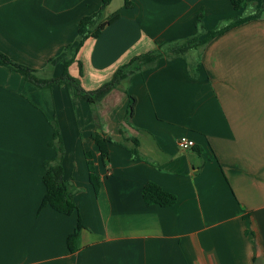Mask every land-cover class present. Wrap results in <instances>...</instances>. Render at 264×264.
<instances>
[{"label": "crops", "instance_id": "1", "mask_svg": "<svg viewBox=\"0 0 264 264\" xmlns=\"http://www.w3.org/2000/svg\"><path fill=\"white\" fill-rule=\"evenodd\" d=\"M133 1L127 8L112 0L105 19H118L76 53L79 22L101 0H0V51L41 78L61 75L73 59L71 74L93 90L132 56L195 35L200 9L207 30L263 12L191 51L193 68L183 57L162 58L134 76L132 124L125 86L92 113L65 87L39 89L0 64V264H264V0L239 10L231 0ZM52 118L75 187L78 210L69 215L41 206L45 161L59 156ZM95 132L116 141L106 159ZM181 136L195 146L181 149ZM132 137L140 158L129 150ZM148 181L175 193L176 203L147 205Z\"/></svg>", "mask_w": 264, "mask_h": 264}, {"label": "trees", "instance_id": "2", "mask_svg": "<svg viewBox=\"0 0 264 264\" xmlns=\"http://www.w3.org/2000/svg\"><path fill=\"white\" fill-rule=\"evenodd\" d=\"M102 4L98 11L86 15L81 18L78 26L77 42L75 44L76 53L84 45L86 40L91 37H98L104 28L118 19L119 15H115L110 19H105V10L112 0H101ZM237 10H239L249 0H231ZM135 5L133 0H124V6L129 8ZM263 9H259L256 13L248 16L236 15L230 22L215 29L207 30L204 25V9L197 12L195 35L184 39L172 40L165 42L155 50L132 56L127 62L120 65L114 72L113 77L108 82L93 90H86L78 77L70 72V65L73 59H68L64 63V69L61 75L52 78H41L37 74V69L27 65L15 62L8 55L0 51V64L6 66L12 71L20 73L26 81L32 83L39 89H52L54 87H65L69 94L75 98L85 100L90 106L97 105L114 89L125 86L124 91L128 95L129 104L126 121L132 124L130 119L135 112L136 97L129 93L128 86L137 74L144 72L146 69L156 67L162 58L173 59L175 57H183L187 59L189 67L193 68L194 64L188 58V54L193 50L202 49L214 37L221 35L229 29L242 24L248 20L259 18L262 16ZM72 44H68L65 50H68ZM51 123L54 127V136L50 145L54 147L59 156L54 161H45V173L43 181L46 192L43 197L41 206L50 205L55 210L63 214H72L78 210L75 201V187L71 181L64 176V168L62 164L63 149L61 147L60 128L56 118H52ZM93 139L101 150L104 159L108 158V143H116L110 137H105L102 133L95 132L92 134ZM133 147L129 150L136 158H140L139 141L132 137ZM118 143V142H117ZM87 165L89 169L90 180L98 193L101 186V178L95 167V162L91 152H86ZM143 198L147 205L158 204L160 206H171L176 203L177 195L166 189L154 181H148L142 190ZM81 224L79 223L67 238V246L70 252H75L78 248L77 237Z\"/></svg>", "mask_w": 264, "mask_h": 264}, {"label": "built area", "instance_id": "3", "mask_svg": "<svg viewBox=\"0 0 264 264\" xmlns=\"http://www.w3.org/2000/svg\"><path fill=\"white\" fill-rule=\"evenodd\" d=\"M195 141L187 136H181L178 139V145L181 149L187 150L195 146Z\"/></svg>", "mask_w": 264, "mask_h": 264}, {"label": "rangeland", "instance_id": "4", "mask_svg": "<svg viewBox=\"0 0 264 264\" xmlns=\"http://www.w3.org/2000/svg\"><path fill=\"white\" fill-rule=\"evenodd\" d=\"M34 97H35V99H36L37 101L40 102V104H43L40 100H38V98L36 97V95H34ZM93 106H94V105H91V112H92V113H93V111H94L93 108H92Z\"/></svg>", "mask_w": 264, "mask_h": 264}]
</instances>
